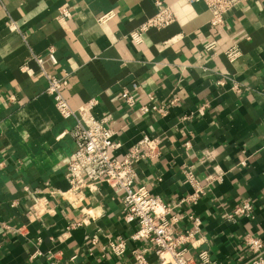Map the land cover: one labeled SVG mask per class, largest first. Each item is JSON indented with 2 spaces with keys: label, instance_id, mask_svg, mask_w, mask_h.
Returning a JSON list of instances; mask_svg holds the SVG:
<instances>
[{
  "label": "crops",
  "instance_id": "1",
  "mask_svg": "<svg viewBox=\"0 0 264 264\" xmlns=\"http://www.w3.org/2000/svg\"><path fill=\"white\" fill-rule=\"evenodd\" d=\"M156 1L0 0V264H135V249L158 263L150 242L133 238L138 223L126 222L121 190L102 182L68 192L77 120L62 117L34 58L51 47L66 100L74 109L100 101L93 112L109 116L117 156L156 140L159 155L137 162L136 182L173 207L178 249L243 264L252 255L246 236L264 241V0H243L220 29L205 3L162 0L175 20L133 42ZM66 4L69 19L60 16ZM234 45L236 62L225 54ZM188 174L204 189L196 201H182L195 191ZM246 201L250 215L227 216ZM191 216L201 226L187 238ZM121 239L127 251L117 256L110 243Z\"/></svg>",
  "mask_w": 264,
  "mask_h": 264
},
{
  "label": "built area",
  "instance_id": "2",
  "mask_svg": "<svg viewBox=\"0 0 264 264\" xmlns=\"http://www.w3.org/2000/svg\"><path fill=\"white\" fill-rule=\"evenodd\" d=\"M188 2H203L206 4L212 17L210 26L214 29L222 28L226 15L238 6L243 0H187ZM157 13L148 18L130 35L135 43L143 42V34L151 28H164L175 20L174 11L170 6H164L162 0H157ZM60 16L69 19L71 12L66 4L60 8ZM116 16L114 11L102 14L99 21L104 23ZM207 50H216L217 42H209ZM227 58L236 62L242 51L238 45H234L225 52ZM34 58L40 66L42 74L47 80L46 92L52 96L55 106L63 118H76L77 123L70 131L76 143V150L71 155L66 171V178L70 185L68 192L76 196L89 186H97L106 182L112 187L123 192L124 218L126 222L138 223V229L133 235L136 240L147 239L158 257L157 264H218L212 260L207 250L199 253V260L189 254L187 249H178L182 240L175 238V224L178 218L171 214L173 207L167 204L159 195L152 194L147 186L136 182L137 170L135 165L143 158H153L159 155L156 140L145 136L137 144H134L124 156L115 154L119 143L115 139V131L108 125L109 116L97 117L93 110L99 104V100L91 99L81 108L74 109L66 100L63 90L68 85L67 76H60L49 67L58 63L55 50L51 47L46 55L34 54ZM235 88L238 89V86ZM123 98L127 106L133 108L137 105L134 94L127 88L123 91ZM143 112L152 109L162 110L159 106L141 105ZM190 182L195 191L182 201H196L204 192L192 174H188ZM252 204L248 201L237 206L232 213L227 214L229 218L235 219L241 214L250 215ZM36 216V213L34 214ZM38 216V215H37ZM194 227L190 229L186 237L199 232L201 226L200 218L191 216ZM245 243L252 253L251 257L243 264H264V241L253 235H247ZM114 253L122 256L127 251L124 239L111 241ZM146 250L135 249L133 257L135 264H151L145 254ZM51 264H57L51 261ZM64 264H71L65 262Z\"/></svg>",
  "mask_w": 264,
  "mask_h": 264
}]
</instances>
